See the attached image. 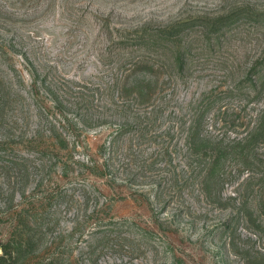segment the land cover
Wrapping results in <instances>:
<instances>
[{"label": "rangeland", "instance_id": "rangeland-1", "mask_svg": "<svg viewBox=\"0 0 264 264\" xmlns=\"http://www.w3.org/2000/svg\"><path fill=\"white\" fill-rule=\"evenodd\" d=\"M6 242V264H264V0H0Z\"/></svg>", "mask_w": 264, "mask_h": 264}, {"label": "trees", "instance_id": "trees-1", "mask_svg": "<svg viewBox=\"0 0 264 264\" xmlns=\"http://www.w3.org/2000/svg\"><path fill=\"white\" fill-rule=\"evenodd\" d=\"M0 251V264H6L12 254L11 244L9 242L0 244Z\"/></svg>", "mask_w": 264, "mask_h": 264}]
</instances>
